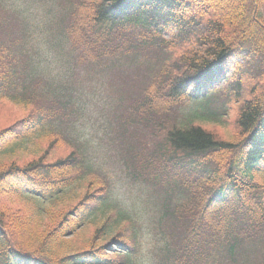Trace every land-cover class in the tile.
Instances as JSON below:
<instances>
[{"label":"trees","instance_id":"1","mask_svg":"<svg viewBox=\"0 0 264 264\" xmlns=\"http://www.w3.org/2000/svg\"><path fill=\"white\" fill-rule=\"evenodd\" d=\"M62 2V57L117 79L113 129L159 245L140 262L136 219L73 135V93L0 16V264H264V0Z\"/></svg>","mask_w":264,"mask_h":264},{"label":"rangeland","instance_id":"2","mask_svg":"<svg viewBox=\"0 0 264 264\" xmlns=\"http://www.w3.org/2000/svg\"><path fill=\"white\" fill-rule=\"evenodd\" d=\"M62 5V0H1L0 16L8 26L12 27L8 23L12 21L15 30L24 32L26 51L35 55L36 67L57 84L59 90L68 89L73 93L78 106L73 135L84 146L87 161L85 164L90 163L92 169H99L109 177L111 200L122 206L138 223L140 250L137 258H140V262L142 257L151 261V248L159 245L152 243L157 231L152 216L157 206L150 188L138 181V178L131 179L120 155L119 131L116 133L113 129L119 114L115 110L118 105L115 88L117 79L113 74L101 72L99 68L88 66L86 69L85 64L78 65L75 59L62 57L63 48H68L58 35L56 25L63 12ZM9 6L17 8L24 14L25 24L20 18L7 15ZM58 44L63 48H59ZM197 109L196 104L189 102L183 111L187 113ZM206 126L213 127L211 124ZM155 142V139L148 138L147 146L152 148V143ZM62 152L63 149L57 155ZM5 197L13 206L21 204L18 198H12L7 194Z\"/></svg>","mask_w":264,"mask_h":264}]
</instances>
